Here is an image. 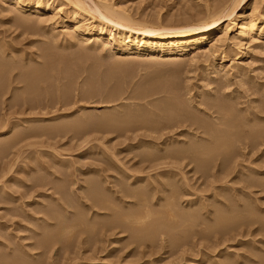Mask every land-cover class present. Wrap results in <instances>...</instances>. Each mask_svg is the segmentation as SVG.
Instances as JSON below:
<instances>
[{
	"label": "rangeland",
	"instance_id": "1",
	"mask_svg": "<svg viewBox=\"0 0 264 264\" xmlns=\"http://www.w3.org/2000/svg\"><path fill=\"white\" fill-rule=\"evenodd\" d=\"M113 1L128 7V11L131 14L133 12L135 18H146L145 20H154L155 22L156 16L159 15L156 21H169L168 23L172 21V24H179L181 21L195 22L204 18L207 15L206 12L212 11L213 5L224 0ZM254 1L248 0L247 4L250 6V3ZM255 2L259 4L258 13L264 14V0ZM68 6L65 5L62 14H57L53 20L41 22L40 32L30 31L28 33L21 32L22 29L19 26L16 27L12 21L9 22V18L13 14L7 11L8 6H4L3 10L0 9V11H4V13H0V45H5L4 47L8 49L7 52H11L13 57L12 61L6 58L0 59V62L3 60H10L9 62L15 60L14 64L17 62L14 69L8 73L11 74L9 77H15V80L10 81L8 77L9 80H6V86L0 93V264H5L11 257L15 264H263L264 226L261 215L264 212L259 213L258 210L264 208V192L256 187H248L245 179L248 174L250 177L255 176L254 173L251 176L252 170L264 171V146L260 150H250L243 148L242 145L240 148H233L235 152L233 151L232 158L235 156L236 158L235 161L231 159L233 161L228 164L229 173L231 169L233 170L227 175L228 178L220 169L223 165H221V161L219 162L217 152L213 153L211 156L213 158L209 157L212 161L208 158L202 160L203 162L198 159L185 158L174 165H163L165 160L163 164L162 160H159L160 165H158V161L146 162L145 159L143 160L142 154L155 144H158V147L166 145L168 149H174L183 146L184 143H198V139L201 142L200 137L203 136V129L201 130L195 123L189 121V115L186 113L191 114L192 112L200 118L202 116L211 118L208 114L212 110L206 106L207 101L210 102L212 99L207 96L209 92L217 94L222 89H226L225 92H230L237 88L241 93L244 92L243 95L245 94L240 99L241 101L249 102L253 98L263 99L261 95L264 92V51L260 49L264 48L262 46L264 38L257 44L252 42L254 45L252 43L251 46L249 45L250 50L245 49L243 57L235 60V63L230 61L233 54L228 52L229 43H226L227 45L223 48L226 52L223 50L222 53V49H218L217 53L207 57L199 51L200 56L193 61L188 60V57L178 58L177 56V58H163L150 64V60H144V57L143 60H138L129 56L127 59L124 57L125 61L122 60L125 63L128 61V64L114 70L109 67V59L102 57L96 62L99 65L95 63L96 65L93 66L96 67L94 68L96 71H94L89 66L90 63L93 64V60L89 59L87 55L88 57H80V60L73 59L71 63L69 61L70 68L68 69L67 62L62 60L46 62L47 54L70 55V53H75L79 47H83L80 46L81 43L79 46H77L78 43L69 45L70 47L65 44L68 39L66 32L71 28L69 25L63 26L61 18L64 14L71 17L72 13L69 12L71 7ZM207 8H209L208 11ZM238 10H240V6L236 11ZM6 11L7 13H5ZM259 14L261 15V13ZM32 16H37L32 17L36 21L40 19L38 15ZM187 16L188 18H186ZM190 17L191 19H189ZM182 18L185 20L183 21ZM240 21L238 19L235 26ZM50 27L54 28L53 31L50 30ZM52 41L60 44L55 46ZM205 48H208V45ZM254 50L255 52L260 50V54L256 55L252 52L254 58L251 59L248 52ZM235 51L237 52V50ZM221 53L225 55L223 63L226 67H232L238 62L247 70L246 86H240V83L237 82L238 79L232 78L229 88H222V86H217L213 78H210L214 75L211 69L212 64L222 61ZM142 54L149 55L150 53L146 49ZM254 59L256 61H253ZM90 60L92 61L89 63ZM239 61L241 62L239 63ZM47 63L51 64L48 79L39 81L40 85H37L34 92L26 93V83L19 78L18 74L26 66L42 67ZM87 66L91 68L89 69ZM86 67L87 69H85ZM52 69L53 71H51ZM233 69L235 71L237 68L233 66L231 74L235 73ZM107 72L109 74H106ZM219 75L221 74L218 72ZM250 80H254L253 82L258 84L255 87L258 89L255 90L256 93L247 90L254 86ZM253 93L254 95H252ZM31 99L32 101H30ZM168 101L169 104L177 106L175 107L176 111L185 110V113L183 112L185 116L179 110V113H176L179 116L174 115L175 117L168 122H161V125L155 124L154 128L133 122L126 123L127 128L118 127L119 120L123 119L125 115L143 109L150 112L154 106L159 107L163 102L168 103ZM104 116L105 119L108 116L112 117L109 119V121L111 120L110 128L88 127L90 124L93 125L101 121ZM213 116L216 117L215 114ZM183 117L187 119H183ZM12 118L15 121L11 120ZM209 118L206 120L214 121ZM10 122L17 124L11 128H5ZM190 122H192L191 125ZM63 123L66 124V127L64 126L62 129L52 132L39 131L40 128L49 125H64ZM28 126L30 129H27ZM33 126L38 129L37 132L29 131L31 135L27 133V135L24 134L26 136L23 135L24 137H16L18 132L31 130L34 128ZM219 127L221 128V126ZM157 138L159 139L157 140ZM8 144L9 146H7ZM205 145L202 148L198 147L199 152L203 151L202 153H204L209 150L207 147L211 146L210 142ZM207 162L209 164L201 165V163ZM154 163L156 164L154 165ZM252 167L253 169L250 170ZM263 176L264 174L260 178ZM146 185L151 187L146 190L150 193L145 192L146 197L143 196L145 201L148 199L146 202L142 201L141 197L135 199L124 194L125 187L127 190ZM173 191L175 194L171 196ZM169 195L170 197H168ZM238 202H240L239 206L241 203L249 206L242 215L254 214V216L256 215L255 221H257L250 224L249 227L242 223V225L238 224L237 220L235 222L226 221L227 224L230 223L231 227L225 230L223 225H226L227 228V224L220 225L219 221L214 218V213L221 211L222 215L235 218L236 214L232 213L239 210ZM192 209L198 210L196 217L191 214ZM139 210L142 211L137 213ZM145 211L153 212L146 219L144 226L139 225L138 227V224L132 223L131 220L129 222L126 219L123 220L127 214L144 215ZM226 212L228 213L225 214ZM191 216L194 217L193 220ZM111 219L114 222L110 224L108 222ZM158 221L164 222L161 223L163 226L159 225L160 227L147 232V226ZM140 226L142 227L140 228ZM106 227L110 228L111 233ZM130 230L136 233L130 232ZM138 230L145 234L137 232Z\"/></svg>",
	"mask_w": 264,
	"mask_h": 264
},
{
	"label": "bare ground",
	"instance_id": "2",
	"mask_svg": "<svg viewBox=\"0 0 264 264\" xmlns=\"http://www.w3.org/2000/svg\"><path fill=\"white\" fill-rule=\"evenodd\" d=\"M255 1L253 3H250L251 4L250 6L247 4L248 0H230V1H227V0L225 1L224 0V1H218L217 3L215 2L216 3L215 5H213L214 7H213L212 11L209 12L208 11L209 8H207V11L208 12L205 13L207 15L204 18H201L200 20H196L195 22H193V21H187V20L185 22H182L181 21L182 23L179 22V24H172V21L170 23H168L169 21L168 22L167 21L166 22L156 21L158 19L159 15L156 16L157 18L152 17V18H155V22H154V20L153 21H151V20L149 21L148 19H147L148 20L147 21V20H145L146 18L145 19L144 18H138V17L135 18L133 12H132V14H133L132 15L131 12L128 11L129 10L128 7H125L124 5H122V3L117 2V1H113V0H0V9L2 8V10H3L4 9V6H6V7L8 6L7 8L9 10L7 9V11L9 13H12L13 14L11 17L9 16L10 17L9 18L10 19L9 22L12 21V23L16 27L19 26V28L22 29L21 32H27L28 33L30 31L38 32L41 29V25L40 24H42L43 21H47V20H51V19L53 20V18L57 14H59V13L62 14L65 5H69L68 7H71V11H69V12L72 13L71 17H69V16H67V15L64 14L63 17L61 18V22H62L63 26H68L69 25L70 28H71V30L70 29H66L67 31L68 30H70V31L66 32L67 35H68V39H67V42L65 44L68 47L69 45L76 44V43H78L77 46H79V44L81 43L80 46L81 47L83 46L84 48L83 47L82 48H80V47L78 48L77 47L78 50H76L75 53H73V54L70 53V55H65V54H63V55H59V54L58 55H54L53 53L51 54L49 52L50 54H47L46 55V60H47L46 62L50 61V63H52V62H54L56 60H60V61L62 60L64 62H67L68 69H69L70 68L69 65H70V63H71V61L73 59L74 60L75 59L76 60H80V57H83V56H87L88 55L89 57L88 56L87 57L89 59H92L93 60V64L90 63L92 61V60H90V61H88L90 63V65H89V63H88V65L91 66L93 69L96 68V67H93V66H95L96 64L99 65L96 62H98L100 58L105 57V58H108L109 59L108 60L109 61V64H110L109 67H112V69L115 70V68H119V67H122V66L128 64L127 63L128 61L126 63L124 62L125 61L124 57H126V59H127V57L132 56L134 58H137L138 60H141L144 57L143 58L144 60L145 59L146 60L148 59L147 61L150 60V64L153 63V61L155 63V61H158L160 59L162 60L163 58H166V59L169 58L170 59V57L171 58L172 57H174V58L176 57L177 58V56H178V58L179 57H182V58L183 57H188L189 58L188 60L193 61L196 57L200 56L199 51L202 52V54H204L207 57L209 55H214V53L216 51L218 52V49H220V50L222 49L221 52L223 53V50H225L223 48H224L225 45H227L226 43H229V48H227V49H229L228 52L233 54L232 55L233 57L230 56L231 57L230 61H231V63H235L234 62L235 60H238L239 58H242L243 57V54L245 52V49L248 48L250 50L249 45L252 42L257 44V42H261L262 38H264V14L262 12H259V13H261V15L258 13L259 4L257 2H255ZM239 6H240V10L236 11ZM7 11L5 13H7ZM1 12L4 13V11H0V13ZM32 15H38V17H40V19L38 21H36L34 18L37 17V16H32ZM32 17H34V18H32ZM142 17H144V16H142ZM186 18H188V16ZM189 19H191V17ZM238 19H240L241 21L239 22V24H237V26H235V23H236V21ZM161 20H162V18H161ZM182 20L184 21L185 19L182 18ZM53 29L54 28H51L50 27V30L51 31H53ZM233 29H234V31H233ZM232 32H233V34H232ZM52 42L55 44V46H57V45L60 44V43L57 44L58 42H56V41H55L56 43L54 41H52ZM206 45H208V48H205ZM4 46L0 45V59H6V58H9L10 60L13 59V57L10 54L11 52H7L8 49H6ZM262 46H264V45H262ZM146 49H148V52L150 53L149 55H145V54L143 55L142 54V52L145 51ZM92 50H93V52H92ZM235 50H237V52ZM255 50L254 51H251V52H248V56L251 59L254 58V54H252V52L253 53H256V55H257V54H260V52H259L260 50H263L264 51V48L262 49V47H261V49L259 51H256V52H255ZM90 51L92 52V54H91ZM94 52H96V53H94ZM225 52H226V50H225ZM257 52H259V53H257ZM93 53H94V55H93ZM222 53H221V55H222ZM117 57H119L120 59L118 58L119 60L118 59L117 60H113V59H115ZM88 58L86 59V57H85L86 60H88ZM43 59H45V58H43ZM255 59L253 61H256ZM122 60H124V61H122ZM221 60L222 61H220V62H215L214 64H212V67H211L212 71L214 72V75L212 74L213 76L210 77V78H213V80L216 82L217 86H222V88L223 87L229 88V86L231 85V79L232 78L233 79L236 78V80L238 79L237 82L240 83V86H244L247 83L245 81V79H246V77L248 75L247 70L244 69L242 67V65L238 64V62H237L236 64L233 65L234 68L236 67L237 69L235 71L233 69V71L235 73L233 72L234 74H231L230 71L232 70V67L233 66L232 67H226L225 66V63H223V60H225V55L224 54L222 55V59ZM9 61H4L3 60V62H0V93H1V91L4 90L3 88L6 86V84H5L6 83V80H9L8 77L11 74L9 75L8 73L11 70L14 69V66L17 63L16 62L14 64L15 60H13L14 62H9ZM69 61H70V63H69ZM241 61H239V63ZM250 62H251V60H250ZM86 63H87V61H86ZM18 65H16V66H18ZM65 65H66V63H65ZM81 65L83 66V64H81ZM73 66L75 67V65H73ZM89 66H87V67L90 69L91 67H89ZM87 67L85 69H87ZM50 68H51V64H48V63L45 64L42 67L34 66V65L28 66V67L26 66V68L22 72H20L18 74L19 78L22 79V80H24L25 83H26V87H27L26 93L27 92H29V93L34 92L36 90V88H37V85L40 83L39 81H46L48 79V77H49V74L48 73H49ZM53 69L51 71H53ZM75 69H76V67H75ZM261 69H263V68H261ZM94 71H96V70L94 69ZM88 72H89V70H88ZM216 72H217V74H215ZM218 72L221 75L218 76ZM91 74H93V73H91ZM106 74H109V73L107 72ZM95 76H96V74H95ZM107 76H106V78H107ZM13 80H15V77L10 78V81H13ZM99 80H100V78H99ZM253 81L250 82V83H252L254 85L253 88L250 89V87H249L247 89L249 92H250V90H252V92H255V90H258V89H255V87L258 86V84L256 82H253ZM26 87H25V89H26ZM222 88L220 87V89H222ZM187 90H189V89H187ZM225 90L226 89H224V90L222 89V91H219L220 93H217V94L216 93L210 94V92H209V94L207 93L208 94L207 96L210 97V98H212V99L210 100V102H208L205 99L208 104L207 103H206L207 105L205 103L204 104L208 107L209 110H212L208 114L209 116H211V118H209V117L208 118L209 119H214V121H212V120H206V119H208V118H206V116H202L201 118L200 117H197V115L195 114L196 115L195 116L194 113L192 114V112H191V114H189V112L186 113V114L189 115V121H192L193 123H195L198 127L201 128V130L203 129V131H204L203 132V136L200 137V141L201 142H199V139H198L197 140L198 143H196V142H195V144H190V143L188 144L187 143L188 145L186 143H184L183 146H181L179 148L176 147L174 149H168V147L166 145H165V147H158L157 146L158 144H155L152 147L147 148L146 151L144 149L145 152H143L144 154H142L143 160L145 159V161L146 162L149 161V163L154 162V161L155 162L158 161V163H159L162 160V162H161L162 164H163V161L165 160L166 162H164L163 165H170V164H173L174 165V163H179L178 161H180V160L182 161L185 158H188V159H191V160L198 159V161L200 160V162H203L205 158H208V159L213 158L211 156H213V153L214 152H217L216 154H219L218 155L219 156V162L221 161V165L224 166V167L222 166L223 169H222V167H220V169L224 171L225 177H227V175H229L231 172H233V170L231 169V172L229 173V169L230 168H229L228 164H229V162L233 161L236 158V156L232 158V156H234V153H233L234 149L233 148H235V147L240 148L241 147L240 145H242L243 148H248L250 150H253V149L254 150H260V148L264 146V92L261 95V98H263V99H260L259 100V98H253V99L249 100V102H248V101H245V100L244 101L243 100L242 101L240 100L245 94L243 95L244 92L241 93L240 91H238L237 88L231 90L230 92H225ZM252 95H254V93ZM30 101H32V99ZM35 101H36V99H35ZM163 104L160 105L159 107L153 105L155 108L152 106L153 109H151L150 112L149 111L146 112V110H144V109L143 110H138V111L135 110L136 112L134 111V113H131L130 115H127V116L125 115L124 118H123V116H121L123 119L120 118L121 120H119V124H118L119 126L118 125L117 126L120 127V128H124V127H126V123L133 122L135 124L136 123H139V124H141V126L142 125L143 126H150L151 128H154L155 127L154 126L155 124H157V125L160 124L161 125L162 124L161 122H163V123H164V121H167L168 122V120H171L173 117H175L174 115L179 116L178 114H176V113H179V110H180L178 108L179 109V110H177L178 112L176 111V108L175 107H177V106H175L173 104H169V101H168V103L167 102L166 103L163 102ZM178 107H179V105H178ZM184 107H186V106H184ZM181 108H183V107H181ZM154 109H155V111H152ZM156 109L158 110L157 112H156ZM181 110H180V112H182V113L185 111V110L183 111V109H181ZM186 110H187V108H186ZM184 113H183V115H184ZM195 113H198V112H195ZM199 114H198V116H199ZM213 114H215L216 117H214ZM86 117H88V116H86ZM91 118H93V117H91ZM107 118L105 119V116H104V118H102L101 121H99V122H97V123H95L93 125L90 124V125H88V127H92L93 126V127H98V128H101V127H103V128H110L111 125L109 124V122L111 120L109 121V119L112 118V117H109L108 119ZM184 118L185 117H183V119ZM13 119L14 118H12L11 120H13ZM185 119H187V118H185ZM85 120H86V118H85ZM14 121H15V119H14ZM88 121H87V123H88ZM74 122H76V121H74ZM192 122H190V125L192 124ZM15 124H17V123H15ZM15 124L14 123L12 124V122H10V124L9 125L7 124L8 126L5 127V128H7V129L8 128H11ZM76 124H77V122H76ZM76 124H75V126H76ZM65 125L66 124H64V125H49L47 127L40 128L41 130L39 129V131L40 132L41 131L42 132H44V131L45 132H52V131H56L58 129L64 128ZM219 126H221V128ZM36 127H37V125H36ZM36 127L31 128V130H23V131H20V132L17 133L16 137H18V138L19 137L20 138L21 137H24V136L27 135V133H29V131L37 132L38 129ZM140 128H142V127H140ZM27 129H30V127L27 128ZM73 129H75V128L73 127ZM76 130H78V129H76ZM25 131H28V132H25ZM71 131H73V130H71ZM156 131H157V129H156ZM24 134H26V135H24ZM193 136H194V134H193ZM158 139L159 138H157V140ZM178 142H180V140H178ZM209 142H210V144H211L212 147L211 146H208L207 148L209 150H206V152H204V153H202L203 151L202 152H199V150H198L199 148L198 147H201L202 148V146H204L205 144H208ZM175 145H177V144H175ZM7 146H9V144ZM235 155H237V154H235ZM245 156H246V154H245ZM138 157H139V155H138ZM231 159H233V160H231ZM138 161H140V160H138ZM155 164L156 163H154V165ZM202 164L204 165V164H209V163L208 162L207 163H201V165ZM158 165H160V163ZM148 167H149V165H148ZM203 167L204 168H207L206 166H203ZM200 168H202V167L200 166ZM252 169H253V167L250 168V170H252ZM251 173H252V175L250 174L251 176H253V173L255 174V176L256 175L257 176L256 177L255 176L254 177H250L249 174H248V177L246 176L247 178L244 177V178H246L245 179V182H246L247 186L248 187H256V188H259V189H261V191L264 192V176L262 178H260V176L262 174H264V171H261V170H259V171L252 170ZM240 175H242V174H240ZM219 181H221V180H219ZM232 184H233V182H232ZM243 184H245V183H243ZM244 186H243V188H244ZM248 187H245V188H248ZM98 188H100V187H98ZM120 188H121V186H120ZM148 188H151V187H149V185L142 186V187L141 186H139V187L136 186L133 189L132 188L131 189L129 188L127 190H126V187H125L124 194H127L129 196H132L135 199L137 197H141V200L142 201H145V199L143 198V196H145V192H147L146 190H149ZM95 193H96V191H95ZM98 193L100 195V190H99ZM110 193H112V192H110ZM147 193L149 194L150 192H147ZM174 194H175L174 191L171 192V196L174 195ZM60 197H61V195H60ZM168 197H170V195ZM99 198H100V196H99ZM249 198H251V197L249 196ZM177 199H179V198H177ZM241 199H242V197H241ZM63 202H64V200H63ZM136 202H138V201H136ZM224 202H225V200H224ZM227 204L229 205V203H227ZM231 204L233 205V203H231ZM239 204H240V202H238V206H239ZM51 205H52V203H51ZM132 205H134V204H132ZM136 206H138V204H136ZM142 206H140V207L142 208ZM101 207L103 208V206H101ZM148 207H150V206H148ZM102 208H100V209H102ZM227 208H228V206H227ZM246 208H249V206L247 204L243 205L241 203V205L239 206V210L238 211H235V213L234 212L232 213V214H236L235 216H237L238 218L237 217H235V218L232 217L231 218L229 216L222 215L223 213L221 211H218V210H217L218 212H216V211H215V213L213 212L214 213V218H216V220L219 221L218 223L220 225L222 223L223 224H227L226 221H233V222H235V220H237L239 222L238 224H241L242 223L243 225H246V226L249 227L250 224L252 225V223H256L257 220L255 221V218L254 217L256 215L254 216V214H253L254 212L252 213L253 215H250V214L247 215V216H243L242 215L243 214V211ZM120 209H121V207H120ZM170 209H171V206H170ZM237 209H235V210H237ZM146 210H148V209H146ZM194 210L193 209L191 210V214L192 215L194 214V217H196L195 215H197L196 212L198 210H195V211ZM247 210L248 209H246L245 211H247ZM141 211L139 210V211H137V213L138 212H141ZM258 211H259V213L260 212L263 213L264 212V208L261 209V210H258ZM135 212H136V210H135ZM152 212L145 211V214L144 215H142V214L141 215H137V213L136 214H127L126 217L123 218V220L126 219V220H128V222H129V220H131L132 223L138 224V227H139V225H143L144 226V223H145L146 219H148V217L152 214ZM157 212H159V211H157ZM178 212H179V210H178ZM130 213H131V211H130ZM227 213L228 212H226L225 214H227ZM160 214H162V213H160ZM198 214H200V213H198ZM106 215H108V214H106ZM188 215H189V213H188ZM228 215H230V214H228ZM261 216H262V221H263L262 222L263 223L262 225L264 226V213ZM78 217H80V216H78ZM166 217H168V216H166ZM170 217H172V216H170ZM182 217H184V216H182ZM194 217H192V220L194 219ZM74 219H76V218L74 217ZM74 219L72 218V220H74ZM108 220H110V218ZM120 220L121 219L119 217V221ZM156 220H158V219H156ZM169 220H171V219H169ZM199 220H200V218H199ZM53 221H54V219H53ZM58 221H61V220H58ZM104 221L106 222V224L108 226H109L108 223L111 224V222L112 223L114 222V221H112V219L108 223H107L106 220H104ZM213 221H210V222H213ZM148 222L150 223L149 220H148ZM233 222H231V223L233 224ZM161 223H164V222L158 221L155 224H151V225L147 226V228H146L147 232L148 231H151V230H154L156 227L163 226V225H161ZM180 223H178V224H180ZM184 223H186V222H184ZM115 224H116V222H115ZM120 224H121V222H120ZM122 224H124V223H122ZM229 224L230 223L227 224V226H228L227 228H226V225H223V226H225L224 227L225 230H227L229 227H231V226H229ZM127 225H128V223H127ZM170 225L171 224H169V226ZM211 225H213V224H211ZM234 225H235V223H234ZM135 226H137V225H135ZM191 226H189V227L191 228ZM69 227H71V225ZM138 227H137V229H138ZM141 227L142 226H140V228ZM106 228H108V227H106ZM163 228H165V227H163ZM167 228H169V227L167 226ZM234 228H235V226H234ZM109 229L110 228H108L107 230L109 231ZM112 229H113V227H112ZM91 230H92V226H91ZM146 230H144V231H146ZM218 230H215V231H218ZM124 231H125V229H124ZM131 231H133V230H130V232ZM62 232H63V230H62ZM133 232H135V231H133ZM137 232H141V231L138 230ZM60 234H61V231H60ZM141 235H143V234H141ZM150 235H151V233H150ZM138 237H139V235H138ZM77 238H78V235H77ZM147 239H148V236H147ZM140 240H141V237H140ZM261 256H263V255H261ZM11 258L8 261L6 260L7 261L6 263L4 261V263L5 264H15L13 262L14 260L12 261ZM19 259H20V257H19Z\"/></svg>",
	"mask_w": 264,
	"mask_h": 264
}]
</instances>
